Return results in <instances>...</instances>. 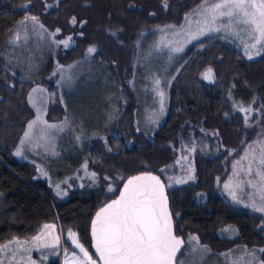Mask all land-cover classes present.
Returning <instances> with one entry per match:
<instances>
[{"label": "trees", "instance_id": "16d2710c", "mask_svg": "<svg viewBox=\"0 0 264 264\" xmlns=\"http://www.w3.org/2000/svg\"><path fill=\"white\" fill-rule=\"evenodd\" d=\"M52 3L56 7L47 10L46 5ZM200 3L201 0H0V245L12 239H30L38 225L47 223L59 229L64 251H74L71 240L66 238L71 229L93 255L89 226L95 212L118 195L128 178L150 172L165 185L175 235L184 241L196 235L215 253L235 245L264 249V217L234 207L217 191L230 164L241 156L257 132L244 125L228 94L233 88L234 97L243 104L256 98L255 104L264 106V51L252 61L224 42H214L194 52L169 88L161 126L151 135L136 129L137 99L130 79L139 33L149 27H177ZM24 5L25 9L20 10ZM33 15L48 30L60 29L59 39L72 38V48L56 52L57 63L68 65L81 58L87 47L95 46L94 58L107 67L123 100L114 135L103 141L92 140L86 150L87 169L96 174L95 185L72 190L65 200L57 199L44 182L34 180L33 165L18 163L13 157L33 115L26 97L34 82L16 79L6 72L1 51L10 31L23 18ZM73 18L76 23L71 25ZM205 68L213 70L211 85L199 79ZM39 83L50 97L47 121L60 120L63 110L56 96L55 78ZM261 119L264 126V116ZM206 138L218 143V154L205 156L198 152L199 141ZM184 157L193 164V181L169 187L166 178L182 173ZM109 186L113 188L111 192ZM198 193L204 194L203 203H196ZM224 226H234L238 235L230 240L216 237V230ZM49 264H59V260Z\"/></svg>", "mask_w": 264, "mask_h": 264}, {"label": "rangeland", "instance_id": "374dc122", "mask_svg": "<svg viewBox=\"0 0 264 264\" xmlns=\"http://www.w3.org/2000/svg\"><path fill=\"white\" fill-rule=\"evenodd\" d=\"M25 7L26 5L20 7V10L25 9ZM55 7V3L46 5L47 10L54 9ZM191 12H189L188 14H190ZM185 23L186 21L184 17V21L181 25ZM37 24L40 25V23ZM16 26L10 32V37L8 36L10 39L8 42L12 40L14 32L18 30V27L22 26V23H19V25L17 24ZM166 27L167 26L143 29L139 40L138 52L136 54L137 59L134 64L135 78L139 76V73H141L140 70H142L144 72V75L146 73V78L152 82L151 86H146L148 88V94L151 96L150 103H152V107H149L148 109L146 108L144 110L140 109L136 118L137 124H135L137 131L142 132L145 135H151L154 131H156L163 123L166 115L165 100L163 101L164 110L163 112H161V98L155 90L154 85V79L162 78L164 80L168 77V75H166L167 72H169L167 71V62L171 53L170 51H168L169 48L164 47L163 45L165 43H168L172 39V37H165L164 32L160 31L161 29H165ZM178 28L172 27V29H170L169 31L171 32L172 30ZM45 30L47 32V29ZM221 35L224 34L211 33L208 36L201 37L197 42L193 41L190 44H185L184 50L189 49L190 53L194 50L197 51L198 49H202L203 47H205V45L211 42H224L233 45L242 53L243 57L246 60H249L247 55L243 51L244 47L240 39H236L233 36H227L226 38L221 39ZM202 38H206L207 42H201ZM242 39H248L247 35H243ZM176 40L183 42L185 40V37H176ZM157 42H160L159 49H157ZM70 46L71 44L69 45V47ZM67 48L62 44L61 48L59 49L67 50ZM257 50H260V47L258 48L257 46V49L251 52L253 58L249 61L255 60L260 56L256 55ZM149 53H151V55H149ZM19 54L21 55L20 52ZM140 57H142V60L138 63L137 61ZM31 58L33 59V61L30 62L29 65H34V72L32 68L18 66L14 70H11L12 74L14 75V77H17L19 75L20 77H25L26 79L38 77L39 74L36 71V65H41L43 61H45L46 64H51L53 60L54 65H51L50 73L45 78L49 79L50 77L57 75L58 81L55 84L56 96L61 106L64 108L66 114L60 121H55L47 124L62 126L63 131L58 130V128L45 127V114L40 109L41 98H37L36 94H31L30 105L34 110L35 120L37 119V117H39V120L31 130L32 134L29 138H25L23 135L22 137H20L21 139L19 140V143L13 152V156L18 162H24L33 165L35 168L34 180L44 182L46 186L50 188L57 199L65 200L67 199L70 191L95 185L96 179L95 177H92V172L87 169L86 150L91 143L90 140L102 139L103 141V138L105 136L114 135L117 119L123 111L121 94L117 93V90L119 89H117L118 87H116V85L114 84L110 74H108L107 82L106 79L103 80V85L101 84L99 77L95 80V82H92L89 79L85 80V74H87L88 71L91 72V69L93 67H89L88 70L82 67L83 63L85 62L91 63V61H88L91 60V55H87V51L86 57L73 64L75 66H81L80 69H84L83 73L78 72L77 77H73V71L70 72L69 68H72V65H57V61L52 58L49 49H40L39 57L36 53L35 55H31ZM61 69H63V72H61ZM203 74L201 79L204 82L208 84L213 83L214 80L209 81L207 79H204ZM101 87L102 91H100ZM75 89H77L78 91L77 94ZM160 90L165 93V85L164 83H162V81ZM233 91L234 89L232 88L230 93L228 94V98L232 103L234 111L241 114V116L243 117L245 125V113L243 111H240V108H248L251 106L254 109H261L262 105L253 103L256 98H253V100L248 104H243L234 97ZM143 113L145 114L142 115ZM261 116L264 115L258 112H253L249 116L251 127H247L246 125L245 126L247 128H254L257 132L256 138L248 145L253 144V142H256L258 140L264 139V126L260 124V122L262 121ZM141 118H148L149 123L142 125L140 123ZM152 121L156 122L153 123ZM27 131H29V129H27ZM42 136L43 138H41ZM22 139L24 140L23 144H21ZM18 149L21 152L20 156L15 155V152ZM245 149L241 156L245 154ZM197 150L201 155L213 156L218 154L219 146L216 141L202 139L198 143ZM249 151L251 150L249 149ZM191 152L192 151H190V153ZM240 157L230 164L228 175L225 181L217 186V191L227 200L228 203H230L234 207L244 209L246 211L248 210L252 213L259 214L264 217V213L257 212L252 206H250L252 204V200L250 199L253 191L252 189L245 186L244 190L238 193L239 202H237L232 199L228 191L224 188V183L228 182L229 178L233 175V163L239 160ZM182 164L183 169L181 174H178L171 179H169V177L166 178L167 185L169 187L181 186L193 181V179H188L189 176L193 177L192 162L187 161V159L184 158ZM177 180H184L185 182L177 183ZM57 185H59V189H57ZM58 191L61 193V195H57ZM64 192H66L67 195H63ZM204 201V194L198 193L196 195V203L200 204ZM257 204H259V201H257ZM43 225L45 224H42L40 226V233ZM52 235L61 236V233L56 225ZM215 235L220 239H233L238 235V232L234 226H224L216 230ZM190 237L197 236L191 235L185 240L184 249L176 264H232L233 260L241 256H245L244 250L247 247L242 245H237L236 247H234L227 253L229 254L227 257L225 255H222L225 253H215L211 251L207 246V249H209V251L207 252H193V247L196 245V242H189ZM66 238H68V235L66 236ZM45 239L50 240L51 238L45 237ZM199 245L204 246L200 242ZM72 247L74 251L79 254V249H76L74 245H72ZM251 249L259 250L261 248L253 247L249 250ZM11 250L14 249L10 248L8 252H11ZM35 251L38 252L36 253V257L31 258L34 260L35 264H47L48 262L55 259L59 260V264H65V251L62 249L61 244L58 246V251L55 252H53L51 249L39 248L38 245L32 246L31 252ZM259 252L260 251H257L255 255H257V253L259 254ZM0 255H2V253H0ZM44 257H47V259H44ZM245 259H250V257L245 256ZM23 261H29L27 253L23 255ZM256 264H261L259 258L256 259Z\"/></svg>", "mask_w": 264, "mask_h": 264}, {"label": "snow or ice", "instance_id": "6c2138e0", "mask_svg": "<svg viewBox=\"0 0 264 264\" xmlns=\"http://www.w3.org/2000/svg\"><path fill=\"white\" fill-rule=\"evenodd\" d=\"M28 20H31L34 25L38 23V18L34 15L26 17L25 21L21 23L26 24ZM185 21V24L171 32L169 30L172 29V26L160 30L164 32L165 37H172L168 43L163 45L169 48L170 53L182 52L185 44L198 41L201 37L211 33H223L224 35L220 36L221 39L227 36L240 39L249 60L253 58L251 50L257 49L258 45L260 49H264V0H201L200 5L186 15ZM71 23H76L75 18ZM39 26L43 28L42 24ZM59 31L60 29H57L56 33ZM245 34L248 39H242ZM14 35L15 39L10 40V43L13 44L20 39L18 32ZM180 36L185 37L183 42L176 40V37ZM71 39L69 37L58 41V43L67 48ZM159 46L160 42H157V49ZM95 52V47L87 49V55H92ZM256 55H260V50L256 51ZM203 78L213 81V70L208 68L203 74ZM154 85L161 98V112H163L164 93L160 90L161 80L159 78L154 79ZM32 91L38 92L43 91V89H33ZM240 111L245 113V125L251 127L249 116L253 112L264 115V106L261 109H254L251 106L240 108ZM38 120L39 117L29 122V131L24 132L25 138L31 136V130ZM152 122L155 123L156 121ZM45 127L58 128V130L63 131L62 126L49 125L46 122ZM23 143L24 140L22 139L21 144ZM231 154L232 152L229 151V155ZM15 155H21L19 149ZM161 171L164 170L161 169ZM91 175L94 178L96 174L92 173ZM188 179H193V177L189 176ZM176 182L184 183L185 181L177 180ZM245 186L253 190L250 196L252 200L250 206L255 211L264 213V139L247 146L245 154L233 163V175L228 182L224 183L225 190L237 202H239L238 193L243 191ZM164 188L165 185L160 178L150 172L132 176L124 182L123 188L119 190V197L110 203H106L96 212L91 221V236L95 255L99 257L100 264H176L177 254L181 252L185 241L174 234L172 216L168 211V201ZM57 189H59V185H57ZM109 191H112L111 186H109ZM57 195H61V193L58 191ZM63 195H67V193L64 192ZM54 230V224H45L41 233L33 236L31 241L22 242L14 239L7 244L0 245V253L8 252L11 245L16 244L18 247L11 250L10 264H23V254L30 253L32 246L38 245L42 249L58 251L61 236H53ZM45 237L51 239H45ZM68 239L71 240L76 249H79V254L75 251L69 254L68 250L65 249V264H98L93 255L79 242L76 232L69 229ZM191 241L196 242L193 252L209 251L206 246L199 245L197 237H190L189 242ZM257 251L264 252V249L249 250L245 248V256L250 257V259L241 256L233 260L232 264H256L255 254ZM18 255L21 256L19 261L16 259ZM222 255L227 257L229 254ZM28 260L30 264H35L34 261H31L30 255ZM0 264H3L2 259H0ZM261 264H264V261H261Z\"/></svg>", "mask_w": 264, "mask_h": 264}, {"label": "crops", "instance_id": "0c3cea01", "mask_svg": "<svg viewBox=\"0 0 264 264\" xmlns=\"http://www.w3.org/2000/svg\"><path fill=\"white\" fill-rule=\"evenodd\" d=\"M186 15L184 17H186ZM25 18H23L19 23L25 21ZM183 21H184V19H183ZM183 21H182V23H183ZM19 23H18V25H19ZM38 23H40V22L38 21ZM72 24L73 23H71V25ZM180 25L177 26V27H175V28L180 27ZM162 27H164V26H162ZM149 28H152V27H149ZM17 29L18 30H16L14 32V34L17 33V32L20 34L19 41L17 43H15V44L8 42L9 39H10L9 38L10 37V33H9V35H8L9 37H7L8 39H6V41L4 43V46L2 48V51H1L2 66L5 69V71L8 72L12 77H14V75L12 74V71L11 70H14L18 66L19 67H22L23 66L25 68H32L33 69V72H34L35 71L34 65H29L30 62L33 61V59L31 58V55H35L37 53L38 54V57H39L40 49H43V50L45 48L46 49H49L50 52H51L52 58L56 61V57H55L56 52L58 50H60L59 48H61V46H62V44H59L58 41L67 39V38L59 39L57 37L58 33H56V30L50 31L44 25H43V28H40V26L38 24H35L34 25L31 20H28L26 22V24L25 23H22V26L18 27ZM45 29H47V32H46ZM145 29H147V28H145ZM153 29H158V28H153ZM152 31H156V30H152ZM141 32L139 33V37H138V40H137V43H136V51H135V54H134V57H133V62H132V75H131V79H130V87H131V89H132V91L135 94L136 99H137L136 118L138 116V113H139L140 109H143L144 110L146 108L148 109L149 107L150 108L152 107V103H150L151 96L148 94V88L146 87V86H149V85L151 86L152 85V82L149 79L146 78L147 77L146 76V73L144 75V72L142 70H140L141 73H139V76H137L136 78L134 76V64H135L136 59H137L136 54L138 52V45H139V40H140V37H141ZM53 33H55V35H53ZM14 34L12 36V40L15 39V35ZM195 42H197V41H195ZM201 42H207V39L206 38H202V41ZM211 43H214V42H211ZM211 43H209V44H211ZM70 44H71V46L68 47L67 49L72 48L73 45H74L72 43V41L70 42ZM209 44L205 45V47L208 46ZM229 45H231V44H229ZM231 46L233 48H235L233 45H231ZM90 47H95V46H90ZM259 47L260 46L258 45V48ZM88 48L89 47H87L85 49L84 54L82 55L81 58H79L76 61L68 64V65H72V68H69V69H70V72H72V71L74 72V73H72L73 74V77H77L78 76V72L83 73V70L84 69H80L81 66L79 67V66H75L73 64L76 63L79 60H82L84 57H86V51H87ZM198 50H201V49H198ZM236 50L242 55V53L238 49H236ZM254 50L255 49L251 50V52H253ZM168 51H169V49H168ZM243 51L245 52L244 49H243ZM263 51H264V49H260V55L262 54ZM19 52L21 53V55L19 54ZM194 52H196V50H194V51H192V52L189 53V49L188 50L186 49V50H183V52L171 53L170 56H169V60L167 59L168 60V62H167V64H168V70L167 71H169V72H167L166 75H168V77H167V79H164V80L162 78H160V80L162 81V83H164V85H165L164 100H165V107H166L165 110H166V112H167V107H168V91H169V88H170L173 80L175 79V77L178 75V73L181 71V69L184 68V66L188 63L191 55ZM94 54L95 53H93L91 55V60H88V61H91V63H86V62L83 63V66L82 67H84L86 70H88L89 67H92L93 66L92 69H91V72L88 71L87 74H85V80L86 79L87 80L89 79L92 82H95V80L99 77V80H100L101 84L103 85V80L106 79V82L108 80L109 71H108L107 67H105L102 64H100L94 58ZM156 56H157V53H156ZM242 57H243V55H242ZM17 59H20V60H17ZM141 60H142V57L138 58V61L137 62L139 63ZM51 65H54L53 60H52V63L51 64H46V62L43 61L41 63V65H36V71L39 74L38 77H34V78H31V79H26L25 77H20L19 75L17 77H14V78L19 79V80H22V81L34 82V85L30 88V90H29V92L27 94V97H26L27 105L31 109L33 115H32V118L26 123V126L24 128V132L27 131L29 122L35 120V113H34V110H33L32 106L30 105V94H36L37 95V98H41L40 99V101H41L40 102V109L45 114L44 115V120H45L46 123H52V121H47V119H46V114H47L48 106H49V102H50V97L48 96L49 93H48L47 89L45 88V86H43L42 84L39 83L40 80L47 79L45 77H47L48 74L50 73ZM57 65L67 66V65H61L59 63H57ZM206 69H208V68H205L200 73L199 79L204 84L211 85V84L214 83V81H213V83L208 84V83L204 82L201 79L202 74L205 72ZM50 78H55V84L58 81L57 75H54V76H52ZM134 86H135V88H134ZM33 89H43V91L33 92L32 91ZM75 91H76V94H77L78 93L77 89H75ZM100 91H102V87H101ZM117 93L120 94V91L117 90ZM43 100H44V102H43ZM121 100H122V97H121ZM122 107H123V100H122ZM61 108L63 110V115L61 117V119H62L63 116L66 113H65V110H64V108L62 106H61ZM122 110H123V108H122ZM121 114H122V112H121ZM121 114H120V116H121ZM144 114L145 113H143L142 115H144ZM118 119H117V121H118ZM60 120H58V121H60ZM58 121H56V122H58ZM53 122H55V121H53ZM135 123L137 124V122H135ZM140 123L142 125H145L146 123H149L148 122V118H141L140 119ZM24 132L22 134L23 136H24ZM107 136H105V137H107ZM105 137L103 139H105ZM92 140H94V139H92ZM92 140H90V141H92ZM100 140H102V139H100ZM15 161L18 162L16 159H15ZM18 163H24V162H18ZM27 164H29V163H27ZM2 210H3V202H2L1 195H0V218L2 216ZM42 224H47V223H42ZM42 224L38 225L37 233L34 236H36L38 233H40V226ZM12 240H14V239H12ZM12 240H10V241H12ZM15 240L27 241V240H31V238L30 239H26V240H20V239H15ZM228 240H230V239H228ZM8 242H6L4 244H7ZM4 244H1V245H4ZM236 246L237 245L233 246L232 248H230V249H228L226 251L220 252L219 254H221V253H228L229 251H231ZM242 246H244V245H242ZM17 247L18 246L16 244H12V246L10 248L15 250ZM247 248L250 249V248H253V247H247ZM36 253H38V252L37 251L30 252V253H27V256L30 255L31 258H34V257H36ZM23 255H25V253ZM256 256L261 261V252H259V254L257 253ZM10 257H11V252L2 253V255H0V259L6 260V261H3V264H10ZM16 259L19 261V259H21V256L18 255ZM31 261H34V260L31 259ZM49 263L50 262H48L47 264H49ZM23 264H30V262L29 261H23Z\"/></svg>", "mask_w": 264, "mask_h": 264}, {"label": "water", "instance_id": "95a60500", "mask_svg": "<svg viewBox=\"0 0 264 264\" xmlns=\"http://www.w3.org/2000/svg\"><path fill=\"white\" fill-rule=\"evenodd\" d=\"M137 175H141V174H137ZM137 175H134V176H137ZM160 180H161V179H160ZM126 181H127V180H126ZM126 181H125V182H126ZM161 182H162V180H161ZM162 183H163V182H162ZM163 184H164V183H163ZM123 185H124V183L122 184V186L120 187V189L123 188ZM120 189H119V190H120ZM164 192H165V196L167 197V195H166V189H165V188H164ZM119 194H120V192H118V195H117L114 199L118 198V197H119ZM114 199H113V200H114ZM111 201H112V200H111ZM111 201H109L108 203H110ZM167 201H168V199H167ZM97 211H99V209H98ZM97 211H96V212H97ZM168 211H169V207H168ZM96 212H95V214H96ZM169 213H170V211H169ZM95 214L93 215V217L95 216ZM93 217H92V219H93ZM92 219H91V221H92ZM172 224H173V220H172ZM173 231H174V225H173ZM89 240H90V248H91V251H92V253H93L95 259L97 260L98 264H100L99 257L95 255V249H94V247H93V239H92V236H91V222H90V226H89ZM183 246H184V245H183ZM183 246H182V248H183ZM181 251H182V250H181ZM180 253H181V252H179V253L177 254V258L179 257ZM176 261H177V260H176Z\"/></svg>", "mask_w": 264, "mask_h": 264}]
</instances>
